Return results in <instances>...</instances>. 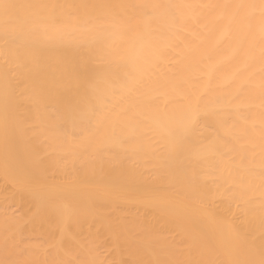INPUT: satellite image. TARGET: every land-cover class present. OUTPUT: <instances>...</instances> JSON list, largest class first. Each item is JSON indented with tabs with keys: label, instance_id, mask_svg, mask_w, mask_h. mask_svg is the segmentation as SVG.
I'll return each instance as SVG.
<instances>
[{
	"label": "bare ground",
	"instance_id": "6f19581e",
	"mask_svg": "<svg viewBox=\"0 0 264 264\" xmlns=\"http://www.w3.org/2000/svg\"><path fill=\"white\" fill-rule=\"evenodd\" d=\"M262 3L0 0V262L262 264Z\"/></svg>",
	"mask_w": 264,
	"mask_h": 264
},
{
	"label": "snow or ice",
	"instance_id": "6c2138e0",
	"mask_svg": "<svg viewBox=\"0 0 264 264\" xmlns=\"http://www.w3.org/2000/svg\"><path fill=\"white\" fill-rule=\"evenodd\" d=\"M2 6H3L4 8H7V7H8L7 4H3ZM261 8H262V10H264V3L261 4ZM0 264H2V262H0ZM262 264H264V262H262Z\"/></svg>",
	"mask_w": 264,
	"mask_h": 264
}]
</instances>
